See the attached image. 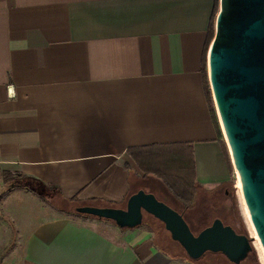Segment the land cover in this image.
Segmentation results:
<instances>
[{"label": "crops", "instance_id": "1", "mask_svg": "<svg viewBox=\"0 0 264 264\" xmlns=\"http://www.w3.org/2000/svg\"><path fill=\"white\" fill-rule=\"evenodd\" d=\"M214 5L0 0V171L35 177L82 204L121 205L136 172L127 148L187 144L196 185L229 183L204 81ZM0 210L15 229L2 251L0 222V264H192L154 245L149 230L108 221L103 232L96 218L64 213L23 188L6 191Z\"/></svg>", "mask_w": 264, "mask_h": 264}, {"label": "water", "instance_id": "2", "mask_svg": "<svg viewBox=\"0 0 264 264\" xmlns=\"http://www.w3.org/2000/svg\"><path fill=\"white\" fill-rule=\"evenodd\" d=\"M206 75L244 207L264 254V0H218ZM75 211L128 228L146 212L162 222L191 259L218 251L237 264L252 248L250 235L235 232L217 217L192 233L177 211L140 188L128 194L123 207L81 204Z\"/></svg>", "mask_w": 264, "mask_h": 264}, {"label": "rangeland", "instance_id": "3", "mask_svg": "<svg viewBox=\"0 0 264 264\" xmlns=\"http://www.w3.org/2000/svg\"><path fill=\"white\" fill-rule=\"evenodd\" d=\"M217 6L218 0H215L214 11L212 14V27ZM204 81L206 83L205 86L206 91L208 92L207 94L209 98H211L207 79H204ZM144 151L149 155L146 164L158 168L162 172L161 178H167L168 181L172 182L171 187L175 192L181 193L184 191L182 188H184L185 184L193 188V191L189 189V192L185 193L188 195V205L184 206L183 201L176 198L173 195V192L170 191L156 175H142L140 170L137 168L136 162L132 158L131 164L137 173L132 170L129 172V191L133 192L140 188L143 191L152 193L158 200L164 202L166 205L177 211L182 216L192 233H196L200 228L209 224L215 217L219 218L226 224H234V218H236L239 223L237 227L240 228V231L252 237L251 250H249L246 256L243 257L238 264H264V257L261 255L262 251L260 252L258 249V247L260 248L259 242L257 238L255 240L256 236L254 237L252 234V232H255L245 211L243 201H241L238 193L237 177L229 157V183L205 190L196 185L193 181L192 155L187 144L148 146L147 148H144ZM130 168L131 167L129 166V169ZM5 186L6 185L0 187V191L4 189ZM95 220L90 222H92V224H94L99 230L107 232L104 227L105 223L103 222L108 221H101L98 219ZM153 222L157 225L158 241L162 242L163 240L165 245H173L177 247L178 242L171 239L169 232L163 227L162 222L157 220H153ZM256 241L258 246L256 245ZM192 264L234 263L230 262L222 253L218 251H205L202 255L195 258Z\"/></svg>", "mask_w": 264, "mask_h": 264}, {"label": "trees", "instance_id": "4", "mask_svg": "<svg viewBox=\"0 0 264 264\" xmlns=\"http://www.w3.org/2000/svg\"><path fill=\"white\" fill-rule=\"evenodd\" d=\"M208 28H209L210 37H211V34H212V32H211L212 31V16L210 17V22H209V27ZM127 152L131 156V158L136 162L137 168L140 170L142 175H145V174H148V173L156 175L157 178H159L162 181V183L170 191L173 192V195L176 198H178L179 200L183 201L184 206L188 205V195H186L185 193L189 192V189L191 191H193V188L191 186L185 184L184 188H182V189H184V191H182L181 193L175 192L172 189V187H171L172 182L168 181L167 178H163L162 179L161 178L162 177V172L158 168L146 164V161H147L149 155H148L147 152L144 151V147H141V148L130 147V148H127ZM123 164H124V166L126 168L129 169V166H128V164L126 162H124ZM0 181L4 182V183H8V185L5 186V188L0 192V197L6 191H9L10 189H12L14 187H19V188H23L25 190H28V191H31V192L35 193L42 201L51 204L52 206H54L55 208L59 209L60 211H63L64 213L76 214V215H79V216H92V217H95L96 219H99V220H105V221H110V222L114 223L112 220L107 219V218L97 217V216H93V215H90V214L80 213V212L75 211V206L81 205L82 203L78 202L74 196L62 197L58 193L57 190H54V189L50 188L49 186L45 185L44 183H42L40 180H38L35 177L28 176V175H23V174H20L18 172L0 171ZM131 192L132 191H129L128 193H126V195L123 198V201L121 202V205L120 204L119 205H114V204H112L110 202L102 201V200H99V199H91V201L88 202V204L98 205V206L108 205V206L123 207L126 197ZM153 220L159 221L157 218L153 217L152 215H150V214H148L146 212H143L142 213L141 222L138 225L134 226V227H140V228L152 231V233L154 232V235H156V236H154L156 238L153 239L154 240V245L159 247L161 250L169 252V254L172 255V256H176V257H179L182 260H186L188 262H192L193 263L195 259L189 258L185 254L183 248L179 245V243H177L178 246L176 247V246H173V245H170V246L165 245L163 240H162V242L158 241L157 225L154 224ZM0 222L2 223V225L6 228V230L8 232L7 240L1 247V250L5 251L6 249H8L10 247V245L14 241L15 229L13 228L10 219L7 218V216L1 210H0ZM229 224H230V226L232 228H234V224L233 223H229ZM119 228H128V227H119ZM239 232L243 233V234H246V233H244V232H242L240 230H239Z\"/></svg>", "mask_w": 264, "mask_h": 264}, {"label": "bare ground", "instance_id": "5", "mask_svg": "<svg viewBox=\"0 0 264 264\" xmlns=\"http://www.w3.org/2000/svg\"><path fill=\"white\" fill-rule=\"evenodd\" d=\"M237 177V176H236ZM237 186H238V193H239V195H240V198H241V201H243V199H242V197H241V194H240V191H239V183H238V178H237ZM243 204H244V202H243ZM245 208V207H244ZM246 211V210H245ZM250 221V220H249ZM251 223V222H250ZM252 226V225H251ZM252 234L254 235V237L256 236L255 235V233H253L252 232ZM255 240H256V237H255ZM256 245H257V241H256ZM260 245V244H259ZM258 246V245H257ZM261 248V247H260ZM259 247H258V249L260 250V252L262 251L261 249H260ZM263 252H261V255L264 257V254H262Z\"/></svg>", "mask_w": 264, "mask_h": 264}, {"label": "flooded vegetation", "instance_id": "6", "mask_svg": "<svg viewBox=\"0 0 264 264\" xmlns=\"http://www.w3.org/2000/svg\"><path fill=\"white\" fill-rule=\"evenodd\" d=\"M238 224H239V223H238L237 219L234 218V228H233V229H234L235 232L240 233V232H239L240 228L237 227ZM229 225H230V224H229ZM233 263H234V262H233ZM238 263H239V262H238ZM238 263H237V264H238ZM234 264H236V263H234Z\"/></svg>", "mask_w": 264, "mask_h": 264}]
</instances>
